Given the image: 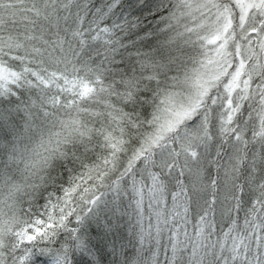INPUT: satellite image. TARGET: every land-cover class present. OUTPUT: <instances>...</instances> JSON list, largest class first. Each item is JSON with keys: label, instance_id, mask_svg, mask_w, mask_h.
Listing matches in <instances>:
<instances>
[{"label": "snow or ice", "instance_id": "6c2138e0", "mask_svg": "<svg viewBox=\"0 0 264 264\" xmlns=\"http://www.w3.org/2000/svg\"><path fill=\"white\" fill-rule=\"evenodd\" d=\"M0 264H264V0H0Z\"/></svg>", "mask_w": 264, "mask_h": 264}]
</instances>
